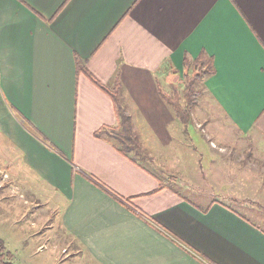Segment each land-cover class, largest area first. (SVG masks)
<instances>
[{"label": "crops", "instance_id": "crops-1", "mask_svg": "<svg viewBox=\"0 0 264 264\" xmlns=\"http://www.w3.org/2000/svg\"><path fill=\"white\" fill-rule=\"evenodd\" d=\"M201 52L214 64L210 98L264 145V0H0V151L62 198L59 220L88 263L264 264L260 224L223 201L199 206L158 188L94 135L117 115L77 58L100 82L119 79L153 161L180 123L158 84Z\"/></svg>", "mask_w": 264, "mask_h": 264}, {"label": "rangeland", "instance_id": "rangeland-1", "mask_svg": "<svg viewBox=\"0 0 264 264\" xmlns=\"http://www.w3.org/2000/svg\"><path fill=\"white\" fill-rule=\"evenodd\" d=\"M181 72L182 67L176 73L178 84ZM169 82L163 88L171 87ZM203 83L196 84L199 94L189 125L172 123V142L166 152L154 153L159 158L153 159L151 170L199 206L208 200H238L240 204L231 206L264 228V220L257 219L264 210L249 203L257 201L264 209V145L230 124ZM5 156L0 151V240L14 264H90L59 220L62 198L57 201L54 194L35 187L18 162L12 168L11 163L5 165L10 155Z\"/></svg>", "mask_w": 264, "mask_h": 264}, {"label": "trees", "instance_id": "trees-1", "mask_svg": "<svg viewBox=\"0 0 264 264\" xmlns=\"http://www.w3.org/2000/svg\"><path fill=\"white\" fill-rule=\"evenodd\" d=\"M77 71L83 72L97 87L105 92L112 100L115 112L117 115V124L115 126H103L94 132L97 137H103L111 141L117 151L127 157L131 162L135 163L139 167L150 171L153 176L159 180L158 188L169 186L166 179L155 175L152 169V158L149 156L146 147L140 140V135L137 130L133 127V119L131 114L127 110L126 103L121 97L122 84L118 78H116L111 84H105L100 82L84 65L82 60L76 59ZM214 73V64L211 56L205 52H201L197 57L191 58L188 55L183 57V66L180 78V84L176 83L179 81L171 80L169 83L171 87L168 89L163 88L158 84V93L164 102H167L175 111L177 120L184 126L189 125V114L192 109L194 102L196 101L199 91H196V84L203 83V78L208 77ZM204 85V83H203ZM182 86V98L180 99L179 87ZM171 88V89H170ZM149 170H148V168ZM168 178V177H167ZM169 188H173L169 186ZM174 189V188H173ZM241 203L244 202L240 201ZM261 205L256 201L249 202ZM228 209L232 210L243 219L248 220L246 216L236 211L231 204H240L238 200L230 198V203L225 204ZM12 253L7 250L4 242L0 240V264H14L12 261Z\"/></svg>", "mask_w": 264, "mask_h": 264}]
</instances>
